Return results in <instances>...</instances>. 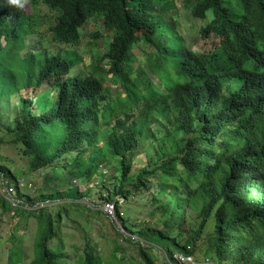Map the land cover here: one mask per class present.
<instances>
[{
	"label": "trees",
	"instance_id": "obj_1",
	"mask_svg": "<svg viewBox=\"0 0 264 264\" xmlns=\"http://www.w3.org/2000/svg\"><path fill=\"white\" fill-rule=\"evenodd\" d=\"M183 1L191 18L206 22L201 40H218L213 49L187 45L174 17L165 18L168 0H0V147L16 146L27 163V171L11 169L13 161L0 152V175L30 207L14 208L18 215L35 219L29 264H65L59 244L65 221L88 239L85 212H100L79 202L85 194L73 183L94 187L102 204L114 202L124 229L154 242L171 264H182L176 253L199 263L264 264V0ZM40 6L51 21L38 16ZM88 21L97 27L92 37L110 42L90 59L89 71L72 75ZM39 25L66 48L44 49ZM143 48L131 66L133 51ZM30 88L38 89L34 97L21 96ZM142 146L147 162L133 170ZM103 166L113 168L107 180ZM46 168L53 185L43 187L50 194L33 208L37 199L18 189L17 178ZM136 197L152 223L130 220L127 207ZM50 200L70 202L54 208ZM0 208L13 210L1 196ZM87 244L77 264L158 258L140 242L142 262L116 240L109 256Z\"/></svg>",
	"mask_w": 264,
	"mask_h": 264
},
{
	"label": "rangeland",
	"instance_id": "obj_2",
	"mask_svg": "<svg viewBox=\"0 0 264 264\" xmlns=\"http://www.w3.org/2000/svg\"><path fill=\"white\" fill-rule=\"evenodd\" d=\"M138 0H133L134 4H137ZM168 9L165 13V18L169 19L170 17H174V23H176V29L180 32L185 40L187 41V45H191L194 51L202 52L204 49H213L216 45H218V40L214 38H209L206 41L201 40L200 35L198 34L199 28L205 26L206 22L201 20H196L190 17L189 9L184 3L183 0H168V3L164 6ZM26 12L28 14L32 13L31 8L28 5H25ZM38 16L45 17V21H51V15L48 10L44 6H40L38 9ZM100 22H98L99 24ZM42 30L45 34L46 27L38 26V30ZM97 32V27L93 22H87V24L83 28V37L80 40V43L75 47L76 53L80 51L79 62L73 67L72 75H76L77 73H86L89 71L88 67L91 64V58L96 55V51L100 53H104L106 50V45L110 42V38L105 35L103 38H94L92 37L93 33ZM33 36H28L27 41H29ZM45 42L41 44L44 49H48L50 52L52 51H63L66 48L65 45L56 46L50 39V34L47 32L44 38ZM146 48L143 49H135L133 51L135 58L130 61L131 66L136 67L138 65V60L142 59V53ZM157 82V80H156ZM106 83V82H105ZM106 86L111 90L112 93L119 91L118 85H113L111 83H107ZM40 89V88H39ZM38 92L32 88L22 91L20 94L23 97H34ZM17 101V95L10 97V103H14ZM145 150V151H144ZM1 156L8 160L13 161V165L11 169L18 167L23 171H27V163L21 158V152L16 146L5 144L0 147ZM149 149L144 148L143 146L140 148V152L136 153V155L131 159V163L133 166V170L141 168L146 164ZM55 166V164H52ZM103 171H106L103 174ZM99 172L103 174L104 177H107L106 180L112 175L113 168L112 167H100ZM54 174L50 168L40 169L33 173L28 172L26 178H20L18 176V184L19 188L21 183H25V181L31 182V187H22L23 194L30 195V197H34L37 199V205L43 204L39 203V196L49 195L50 191L45 192L44 186H52V182H47L45 178ZM23 174V173H22ZM100 180V177L97 175L95 179ZM94 179V180H95ZM64 182V181H63ZM64 183L68 184V181ZM8 182L6 179L0 175V196L4 198L5 187L8 186ZM79 186V191L84 192L85 197L81 199L79 202L86 205L92 211L100 212L99 214L95 213H85L90 214L89 223L91 225V231L88 235V239L84 240L85 233L79 228L77 223H70L65 221V225L61 228L62 231V242L59 243L61 246V252L64 254L62 261L65 264H77L80 258L83 256L87 243H90V246L97 249V253H104L105 256H109V250L112 246V241L116 240L117 243L122 244L125 248L126 255L142 262L139 253V247L135 245L136 242H140L146 248H149L151 252L156 255L158 258L155 261V264H171L165 256L164 251L161 250L160 247L155 246L154 242L151 240H144L143 238L138 237V234L129 233L124 229V226L121 224L119 219L116 222H112L115 227H117L125 237L129 240L120 237L115 230L111 228V221L103 214L102 202L95 200V191L94 187H88L82 184V186L78 185V183H73V186ZM109 185V184H108ZM15 188L14 185H11ZM89 186H92L90 184ZM97 186V185H93ZM65 187H55L59 192L66 191ZM67 189V188H66ZM16 190V188H15ZM17 198V197H16ZM20 200L19 198H17ZM6 200V199H5ZM7 201V200H6ZM50 207L56 208L57 205H61L62 203H68L70 200H50ZM77 202V201H75ZM7 203H9L7 201ZM10 204V203H9ZM52 204V205H51ZM37 205L33 206V208L37 207ZM13 210L3 212L0 208V264H8L9 256L12 257L14 264H29L33 259L34 255V234H35V219L31 216H27L26 212L23 211V214L18 215L17 211L14 208H30L27 203H24L20 200L19 205L13 206L10 204ZM49 207V208H50ZM130 211V220L139 223L145 221L152 223L153 218L149 217L147 214L149 209L145 208V205L142 206L138 197L131 202L128 207ZM56 210V209H55ZM76 213V212H73ZM96 220L97 222H95ZM76 218V217H74ZM78 222H82L79 218H76ZM84 220V219H82ZM69 223V226L67 225ZM55 247V244L54 246ZM55 249V248H54ZM57 250V249H55ZM59 252V250H58ZM14 253V256H13ZM175 255H179L176 253Z\"/></svg>",
	"mask_w": 264,
	"mask_h": 264
},
{
	"label": "built area",
	"instance_id": "obj_3",
	"mask_svg": "<svg viewBox=\"0 0 264 264\" xmlns=\"http://www.w3.org/2000/svg\"><path fill=\"white\" fill-rule=\"evenodd\" d=\"M20 186L24 187V183H21ZM29 187H31V185H29ZM14 191L15 188L12 186H7L5 187V193H4V198L13 206L19 205L20 200H18L16 198V196H14ZM119 202L121 203L122 200H119ZM102 211L103 214L111 221V222H116L118 220V217L115 213V207H114V202H110V201H105L104 204H102ZM120 215H122V213H120ZM175 259L179 262V263H185V262H191L192 264H211L209 261H206L205 263H199V262H194L191 258H187L184 257L183 255L179 254V255H175Z\"/></svg>",
	"mask_w": 264,
	"mask_h": 264
},
{
	"label": "clouds",
	"instance_id": "obj_4",
	"mask_svg": "<svg viewBox=\"0 0 264 264\" xmlns=\"http://www.w3.org/2000/svg\"><path fill=\"white\" fill-rule=\"evenodd\" d=\"M10 2L11 3H18L19 2V0H10ZM106 173V171H103V174H105ZM8 186H11V185H8ZM18 198V197H17ZM20 199V198H19ZM21 200V199H20ZM22 202H23V200H21ZM35 205H37V203L35 204Z\"/></svg>",
	"mask_w": 264,
	"mask_h": 264
}]
</instances>
